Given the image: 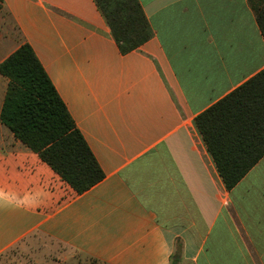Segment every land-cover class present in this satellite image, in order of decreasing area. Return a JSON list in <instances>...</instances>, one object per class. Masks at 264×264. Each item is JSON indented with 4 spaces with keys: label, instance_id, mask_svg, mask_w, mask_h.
<instances>
[{
    "label": "crops",
    "instance_id": "1",
    "mask_svg": "<svg viewBox=\"0 0 264 264\" xmlns=\"http://www.w3.org/2000/svg\"><path fill=\"white\" fill-rule=\"evenodd\" d=\"M2 1L0 62L30 44L104 178L76 193L0 122V264H264V155L227 189L195 125L264 68L249 0H139L125 54L94 0Z\"/></svg>",
    "mask_w": 264,
    "mask_h": 264
},
{
    "label": "trees",
    "instance_id": "2",
    "mask_svg": "<svg viewBox=\"0 0 264 264\" xmlns=\"http://www.w3.org/2000/svg\"><path fill=\"white\" fill-rule=\"evenodd\" d=\"M94 2L120 53L152 36L139 0ZM249 2L264 38V0ZM0 74L7 79L0 122L14 137L78 194L102 180V169L30 44L1 61ZM195 125L225 187L233 188L264 155V68L199 113Z\"/></svg>",
    "mask_w": 264,
    "mask_h": 264
},
{
    "label": "rangeland",
    "instance_id": "3",
    "mask_svg": "<svg viewBox=\"0 0 264 264\" xmlns=\"http://www.w3.org/2000/svg\"><path fill=\"white\" fill-rule=\"evenodd\" d=\"M71 254L72 257L67 262V264H102L96 261L95 259L78 252L71 251ZM21 257L22 256H17L16 258H14L13 261H10V264H17L18 263L17 261L21 262ZM54 259L57 258L55 257Z\"/></svg>",
    "mask_w": 264,
    "mask_h": 264
}]
</instances>
